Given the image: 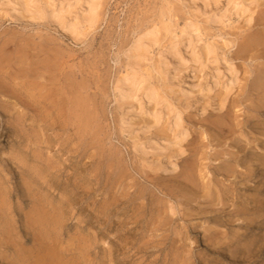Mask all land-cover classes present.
<instances>
[{
    "label": "rangeland",
    "instance_id": "rangeland-1",
    "mask_svg": "<svg viewBox=\"0 0 264 264\" xmlns=\"http://www.w3.org/2000/svg\"><path fill=\"white\" fill-rule=\"evenodd\" d=\"M25 1L0 0V79L20 57L59 59L55 75L81 82L95 116L80 138L57 124L36 146L32 113L16 123L23 107L0 92V264H264V213L232 214L247 195L264 198V0H103L97 22L79 19L74 41ZM33 4L50 11L58 1ZM147 29L156 39L136 52L142 83L120 109L122 51ZM229 162L241 175L222 171ZM183 171L194 172L196 189ZM163 206L173 219L160 225Z\"/></svg>",
    "mask_w": 264,
    "mask_h": 264
},
{
    "label": "bare ground",
    "instance_id": "bare-ground-1",
    "mask_svg": "<svg viewBox=\"0 0 264 264\" xmlns=\"http://www.w3.org/2000/svg\"><path fill=\"white\" fill-rule=\"evenodd\" d=\"M58 5L52 6L51 10H47L46 8H42L38 4H31V0L25 1L27 3V6L30 8L26 10H30L35 14V16L46 19L51 24L55 25L57 29L63 33L66 37L72 39V41L76 40L79 35V19L83 18L86 21H88L90 24H94L97 22L102 15V8L104 6L103 0H83L85 5L82 4L80 6H74L70 1L71 0H57ZM204 1V0H203ZM210 1V0H207ZM23 0H18V4H22ZM192 3H197V0H191ZM229 2H237V0H229ZM24 4V3H23ZM22 4V5H23ZM83 6L85 8L83 9ZM26 8V7H25ZM23 39V38H22ZM45 39V38H44ZM156 39V35L154 32L149 31L148 29L145 31L144 34L139 35L137 39L134 40L133 46L134 51L123 49L122 54H125V66H126V73L119 76L116 79L115 89H116V103L118 108L123 109L125 105L128 102V99L134 94L139 86L142 83V77L140 75V71L142 69V66L145 62V55L141 52L136 53L140 48L146 47L147 44H150L154 42ZM1 47V46H0ZM25 47V46H23ZM48 47V46H47ZM22 48V47H21ZM30 48V47H29ZM52 48V47H51ZM20 49V47H19ZM48 50V49H47ZM46 50V53L49 51ZM54 50V49H53ZM136 50V51H135ZM21 51V49H20ZM45 51V50H42ZM59 51V50H58ZM54 52V51H53ZM12 54V53H10ZM55 54V52H54ZM57 54V53H56ZM4 55V54H3ZM21 55V54H20ZM170 55L172 62L179 61V55L178 50L173 49L168 51L167 56ZM2 56V55H0ZM6 56V55H4ZM2 56V57H4ZM19 56V54H18ZM23 56V55H22ZM29 56V55H28ZM9 57V56H8ZM30 57V56H29ZM28 57V58H29ZM1 58V57H0ZM12 58V57H10ZM34 58V57H33ZM45 58V57H44ZM17 59V58H16ZM15 59V60H16ZM36 59V58H35ZM12 60V59H11ZM31 60V59H29ZM177 60V61H176ZM8 61V60H5ZM10 61V60H9ZM54 61V62H53ZM59 61V59H58ZM55 59H49L45 58L41 61L37 62H27L20 57L19 62L15 64L14 68V75H10V77H7L6 74H3L1 77L0 82V92H3V94L8 95V93H12L13 97H15L16 102L14 104H8L12 107L16 108L18 104L23 107V109L18 112V116L15 118L16 123L20 125H24L27 122V117L29 113H32L31 118L33 120V123L36 128L39 129L35 131V134H33L36 139L34 144L38 146L40 142L42 144H49V141L47 138H40L42 135L41 131L42 129L45 130L46 128L54 127V125L59 124V129L62 131H66L67 129H74L75 130V136L79 135L80 138V128L83 124H91L93 115L92 110L90 109L89 104L82 98V91H81V82H77L75 78L72 79L62 77L60 76L58 78L54 73L57 72L58 68L61 69L63 63L62 61L58 62ZM160 62L162 64H166L163 57H161ZM2 64V63H0ZM6 64V63H5ZM10 64V63H9ZM8 65V63H7ZM5 66V65H4ZM0 67H2L0 65ZM14 67V65L12 66ZM8 68V67H7ZM7 70L6 68H4ZM11 69V68H10ZM9 69V70H10ZM3 71V68H2ZM0 69V72H2ZM59 71V70H58ZM5 73V72H4ZM8 73V72H7ZM58 73V72H57ZM9 74V73H8ZM6 75V76H5ZM65 75V73H64ZM66 75H68L66 73ZM74 75V74H73ZM12 80V81H11ZM232 82L235 81L234 78H231ZM12 83L11 86H15L14 90L8 89L10 87L9 85ZM258 90H259V98L261 102L264 105V78H261L258 82ZM257 90V91H258ZM4 96V95H3ZM11 96V95H10ZM9 97V96H8ZM88 100V99H86ZM95 103V102H94ZM2 105V104H1ZM0 105V106H1ZM3 106V105H2ZM7 107V106H6ZM4 108V107H3ZM11 109V108H10ZM13 109V108H12ZM12 109L10 111H12ZM90 111L88 114L87 112ZM94 109V108H93ZM3 111H7L3 110ZM19 111V109H18ZM8 112V111H7ZM10 114V113H9ZM15 115V114H14ZM90 119H89V118ZM123 120V119H122ZM13 122V121H12ZM96 124V123H95ZM123 124V122H122ZM175 125L180 128L181 125V117L177 115ZM20 127V126H19ZM89 127V126H88ZM264 128V127H263ZM60 130V131H61ZM180 130V129H179ZM178 130V131H179ZM27 133V132H26ZM185 134V133H184ZM37 136H39L37 140ZM44 136V135H43ZM48 136V135H47ZM185 136V135H184ZM34 137V138H35ZM186 137V136H185ZM248 142V141H247ZM74 144V143H73ZM94 144V143H93ZM60 148V147H59ZM78 150V147H76ZM194 148V147H193ZM242 148H246V146H242ZM62 149V148H61ZM144 150V149H143ZM195 150V149H194ZM236 151V150H235ZM40 153H35V157L37 159H43V155L41 151ZM144 153V152H143ZM240 153V152H239ZM224 154V153H223ZM232 155V157L235 159V163L238 164L240 162V158L237 157L234 153H229ZM237 154V153H236ZM257 154V153H256ZM226 155V154H225ZM238 155V154H237ZM254 155V153H253ZM223 156V155H222ZM257 156V155H256ZM255 157V156H254ZM253 157V158H254ZM226 158V157H224ZM252 159V158H251ZM46 161V159H44ZM198 160V159H197ZM203 160V159H202ZM256 160V159H254ZM253 160V161H254ZM206 161V160H205ZM215 161V160H214ZM218 161V160H217ZM222 161V160H221ZM75 162V161H74ZM204 162V161H203ZM216 163V162H215ZM223 163V162H222ZM47 164L49 167L56 169V172H61L60 169H57L56 165H53V162L50 158L47 159ZM205 164V163H204ZM223 165V164H222ZM58 166V165H57ZM60 166V165H59ZM202 166V165H201ZM204 166V165H203ZM224 166V165H223ZM233 163H227V165L222 169L223 172H227L230 174H236V176H239V171L236 169V166ZM168 167H162L161 170L168 171L170 170ZM251 167V166H250ZM254 167V166H253ZM252 167V168H253ZM264 167V166H263ZM205 169V168H204ZM221 169V168H219ZM239 169V168H238ZM257 168H253L251 173L253 174L256 171ZM80 170V169H79ZM175 170V169H174ZM173 170V171H174ZM242 170V169H241ZM244 170V169H243ZM202 171V170H201ZM245 172V171H244ZM62 173V172H61ZM246 172L245 174H247ZM261 173V172H260ZM250 174V173H249ZM248 174V176H250ZM180 175H183L185 179H187L189 182L192 183V186L196 189L197 184L195 183V174L192 171H186L182 172ZM205 175V174H204ZM241 175V174H240ZM227 177V176H226ZM234 177V175H233ZM243 177V176H242ZM245 177V176H244ZM69 178V177H68ZM108 178V177H107ZM130 178V177H129ZM231 178V177H230ZM171 179V178H170ZM209 179V178H208ZM71 181V180H69ZM74 181V180H73ZM210 181V180H209ZM223 181V180H222ZM60 182V181H59ZM248 182V181H247ZM61 183V182H60ZM72 183V182H71ZM221 183V182H220ZM119 184V183H118ZM222 184V183H221ZM230 184V183H229ZM66 186V185H65ZM118 186V185H117ZM230 186V185H229ZM214 187V186H213ZM78 187L75 188V194H78ZM179 188V187H177ZM258 189V188H257ZM83 190V189H82ZM174 190V189H173ZM127 191V190H126ZM138 191V190H137ZM135 192V191H134ZM141 192V191H140ZM163 195L168 196L169 192L166 193L164 191H161ZM174 192V191H173ZM193 192V191H192ZM206 192V190H205ZM138 193V192H137ZM129 194V193H128ZM146 194V193H145ZM149 194V193H148ZM191 194V193H190ZM176 195V194H175ZM193 195V194H192ZM191 195V196H192ZM208 195V192L206 193V196ZM99 196V195H98ZM140 196V194H139ZM142 196V195H141ZM190 196V195H189ZM199 196V195H198ZM203 196V195H202ZM245 196V195H244ZM124 198V196L122 195ZM126 197V196H125ZM187 197V196H186ZM193 197V196H192ZM200 197V196H199ZM239 199L243 198V195H237L236 196ZM113 198V197H112ZM150 198V197H149ZM204 198V197H203ZM114 199V198H113ZM119 199V198H118ZM195 199V198H193ZM247 199V200H246ZM246 199H244V202L239 201V203L236 206V209L233 210L232 214L237 215H255L257 212H263L264 213V198L260 197L259 193L253 194L250 196H246ZM104 200V199H103ZM184 200V199H183ZM190 200V197H189ZM123 201V200H121ZM154 201V200H153ZM197 201V200H195ZM233 201V200H232ZM115 201L114 203H116ZM128 202V201H127ZM169 202V201H168ZM192 202V201H191ZM113 203V202H112ZM134 203V202H133ZM170 203V202H169ZM194 203V200H193ZM127 204V203H126ZM158 204V203H157ZM206 204V203H205ZM220 204V203H219ZM108 205V204H107ZM165 205V204H164ZM216 205V204H215ZM167 206V204H166ZM162 207V210H159L156 223L163 222L164 220H171L173 218H170L168 211H170L168 208L164 210V207ZM169 206V205H168ZM167 206V207H168ZM217 206V205H216ZM251 206V208L249 207ZM49 209L48 205L43 206L40 208V210ZM156 209V208H155ZM173 209V207H172ZM171 209V210H172ZM164 210V211H163ZM174 210V209H173ZM232 210V209H231ZM43 211V212H44ZM192 211V210H191ZM230 212V211H229ZM197 214V213H196ZM195 214V215H196ZM231 214V213H230ZM262 215V213H260ZM133 216V215H132ZM144 216V215H143ZM142 216V217H143ZM194 216V215H193ZM192 216V217H193ZM40 217V216H39ZM141 217V216H140ZM141 217V218H142ZM145 217V216H144ZM143 217V218H144ZM214 217V216H213ZM224 217V216H223ZM136 218V217H135ZM140 218V219H141ZM38 219H41L38 218ZM147 219V218H146ZM152 219V218H151ZM229 219V218H228ZM240 219V218H239ZM136 221V220H134ZM139 221V219L137 220ZM136 221V223H137ZM154 221V220H153ZM119 222V220H118ZM132 223V222H131ZM155 223V224H156ZM166 223V222H165ZM153 224V223H152ZM160 224V223H159ZM140 225V224H139ZM161 225V224H160ZM159 225V226H160ZM188 225V224H187ZM141 226V225H140ZM165 226V225H163ZM190 226V225H188ZM130 227V226H129ZM137 227V226H136ZM142 227V226H141ZM191 227V226H190ZM252 227V226H251ZM260 227V226H259ZM258 227V228H259ZM146 228V227H145ZM150 228V227H149ZM166 228V226L164 227ZM264 228V227H263ZM134 229V228H133ZM132 229V230H133ZM151 230H154L150 228ZM149 229V231H150ZM156 229H159L156 227ZM155 229V230H156ZM186 229V228H185ZM188 229V228H187ZM261 229V228H260ZM151 232V231H150ZM155 232V231H154ZM156 234V232H155ZM158 234V233H157ZM156 234V235H157ZM137 235V234H136ZM219 235V234H218ZM179 236V235H178ZM148 238V237H147ZM154 238H158V236H155ZM146 240V239H145ZM151 240V239H150ZM215 240V239H213ZM160 242V241H159ZM179 242V241H178ZM143 244V243H142ZM159 244V243H158ZM262 244V243H261ZM157 245V244H156ZM155 245V246H156ZM161 245V244H160ZM159 245V246H160ZM178 245V244H177ZM140 246V245H139ZM135 247V246H134ZM142 247V246H141ZM175 247V246H174ZM146 248V247H145ZM143 249V248H142ZM147 249V248H146ZM186 249V248H185ZM243 250V249H242ZM185 251V250H184ZM223 252V251H222ZM247 253V252H246ZM122 255V254H121ZM139 255V254H138ZM249 255V254H248ZM244 257V256H243ZM251 258V257H250ZM196 261V260H195ZM238 261V260H237ZM237 263V262H236Z\"/></svg>",
    "mask_w": 264,
    "mask_h": 264
}]
</instances>
